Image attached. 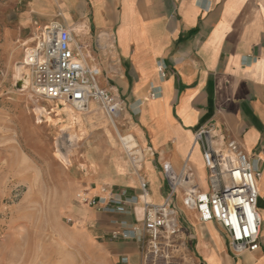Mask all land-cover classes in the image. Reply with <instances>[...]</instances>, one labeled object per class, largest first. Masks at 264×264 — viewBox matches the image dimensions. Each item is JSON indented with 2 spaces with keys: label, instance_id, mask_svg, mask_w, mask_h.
Listing matches in <instances>:
<instances>
[{
  "label": "crops",
  "instance_id": "0c3cea01",
  "mask_svg": "<svg viewBox=\"0 0 264 264\" xmlns=\"http://www.w3.org/2000/svg\"><path fill=\"white\" fill-rule=\"evenodd\" d=\"M25 2L31 34L35 23L58 22L71 30L88 63L100 71L99 86L123 101L118 125L147 155L139 175L116 193L140 197L142 177L151 201L165 203L167 165L176 174L187 165L191 184L206 190L200 176L203 171L208 177V171L195 144L205 125L215 124L241 147L262 173L258 251L234 255L224 229L200 222L179 193L170 206L194 264H264V0ZM90 194L109 196L99 188ZM79 205L87 209L71 211L72 226L40 231L33 215H5L0 209V264H123V258L142 264L147 239L141 201L127 214ZM114 221L126 222L120 228L135 230L136 237L114 239Z\"/></svg>",
  "mask_w": 264,
  "mask_h": 264
},
{
  "label": "built area",
  "instance_id": "2783aa9c",
  "mask_svg": "<svg viewBox=\"0 0 264 264\" xmlns=\"http://www.w3.org/2000/svg\"><path fill=\"white\" fill-rule=\"evenodd\" d=\"M32 40L26 50L25 66L31 73L34 94L47 101L73 106L78 111H86L96 102L115 123L124 111L123 101L99 86L100 71L88 63L72 31L58 22L35 23ZM160 73L165 76L162 67ZM120 142L135 174L139 175L147 154L132 134L122 136ZM195 144L204 155L207 190L191 184L193 176L187 165L180 174L167 165L165 177L169 195L163 204L151 201L149 183L142 177L140 197L129 196L127 191L116 193L111 188L108 198L102 199L86 189L76 195V201L110 214H127L130 206L141 201L143 232L147 239L142 264H194L183 242L177 212L170 206L178 190L188 185L184 188L183 204L197 213L200 222L219 224L228 236L234 255L258 251L262 226L258 211L261 171L254 169L250 157L236 142L227 140L215 124L201 127L195 134ZM113 225L117 226L112 232L114 239L136 237L135 230L120 228L126 227V222L114 221ZM122 263L128 264L127 259L123 258Z\"/></svg>",
  "mask_w": 264,
  "mask_h": 264
},
{
  "label": "rangeland",
  "instance_id": "374dc122",
  "mask_svg": "<svg viewBox=\"0 0 264 264\" xmlns=\"http://www.w3.org/2000/svg\"><path fill=\"white\" fill-rule=\"evenodd\" d=\"M25 15V0H0V209L33 215L38 231L57 230L73 225V209H87L76 201L80 191L108 194L136 175L120 142L128 135L120 117L117 131L96 102L78 111L34 94L25 66L33 41Z\"/></svg>",
  "mask_w": 264,
  "mask_h": 264
},
{
  "label": "bare ground",
  "instance_id": "6f19581e",
  "mask_svg": "<svg viewBox=\"0 0 264 264\" xmlns=\"http://www.w3.org/2000/svg\"><path fill=\"white\" fill-rule=\"evenodd\" d=\"M50 103H55V102H53V101H50ZM57 104V103H56ZM66 107V106H65ZM55 110L54 111H58V109L59 108H54ZM114 126H115V129L117 130V131H119V129H118V127H117V125L114 123ZM203 189V188H202ZM205 190V189H204Z\"/></svg>",
  "mask_w": 264,
  "mask_h": 264
}]
</instances>
